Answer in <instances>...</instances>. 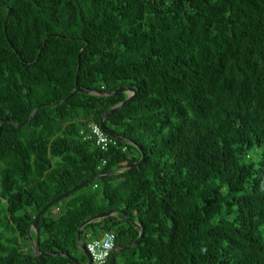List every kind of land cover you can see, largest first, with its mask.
I'll list each match as a JSON object with an SVG mask.
<instances>
[{
  "label": "trees",
  "instance_id": "16d2710c",
  "mask_svg": "<svg viewBox=\"0 0 264 264\" xmlns=\"http://www.w3.org/2000/svg\"><path fill=\"white\" fill-rule=\"evenodd\" d=\"M0 126V264H264V0H0Z\"/></svg>",
  "mask_w": 264,
  "mask_h": 264
},
{
  "label": "water",
  "instance_id": "95a60500",
  "mask_svg": "<svg viewBox=\"0 0 264 264\" xmlns=\"http://www.w3.org/2000/svg\"><path fill=\"white\" fill-rule=\"evenodd\" d=\"M122 91H124V90H122ZM85 92H87V91H85V90H83V89H76V91H75L73 94H77V93H85ZM111 94H114V93H111ZM131 100H132L131 97L128 98V99L124 102L123 105L117 107L116 109L110 110L109 112H107V113L102 117L101 122H100V126H101L102 130H103L107 135H109L110 137H112V138H117V137H118V134H116V133L113 132V131L108 130V129L105 127L104 120H105L109 115H111L115 110H117V109H119V108L125 106V105H126L128 102H130ZM37 110H38V109H36V110L34 111V113H33V115L31 116V118L28 119L25 123L29 122V121L35 116V114L37 113ZM1 130H2V126H0V134H1ZM139 164H140V163H139ZM139 164H137V165H139ZM137 165H134V166H137ZM113 174H114V173H111V174H109V175L112 176ZM93 181H94V180H90V181H87V182H85V183H82V184H80V185L74 187L72 190H70V191L66 192L65 194H63V195L57 197V198L54 199L52 202H50V203L47 204L45 207H43V208L41 209V211L37 214V216H36V218H35V220H34V222H33V228L36 229L37 224H38V222H39L41 216H42L47 210H49V209L52 208L55 204H57V203L60 202L61 200L65 199L66 197L70 196L71 194H73V193L77 192L78 190H80V189H82V188L88 186V185H89L91 182H93ZM113 215H115V213H112V212L103 213V214L97 215V216H95V217H92V218L86 220V221L80 226V228H79V230H78V245H79V247L81 248V250L83 251V253H84V255H85L86 259H87V263H81L80 261H78V260H76V259H74V258L68 256L67 254H64V255H65V256H68V257L71 259V261H72L73 263H75V264H93V262H92V258H91V256H90V254L88 253V251H87V249H86V246L81 242V239H82V230H83V228H84L86 225L90 224L91 222H94V221H97V220H101V219H104V218H107V217H110V216H113ZM130 221H131L132 223H134L131 219H130ZM134 224H135V223H134ZM135 225H136V224H135ZM136 226H137V225H136ZM137 227H138V226H137ZM138 229H139V231H140V236H139V238H138L133 244H131V245H129V246H125V247H117V248L112 252V254H111V257H110V264H115L116 255H117L118 253H122V252L128 251V250H130V249L136 247V246L141 242V240H142V238H143V235H144V232H143V230H142L141 228L138 227ZM36 243H37V249L39 250V242L37 241ZM31 244H32V245L34 244V240H33V239H31ZM58 255L61 256L62 254H58ZM42 256H43V255H39L40 258H41ZM46 256H50V255H46ZM52 256H55V255H52Z\"/></svg>",
  "mask_w": 264,
  "mask_h": 264
},
{
  "label": "built area",
  "instance_id": "2783aa9c",
  "mask_svg": "<svg viewBox=\"0 0 264 264\" xmlns=\"http://www.w3.org/2000/svg\"><path fill=\"white\" fill-rule=\"evenodd\" d=\"M93 134L96 138V144L102 149L106 150L110 144V139L103 133L102 129L94 125ZM116 237L113 233H106L99 240H89L87 251L92 258L93 264H107L112 252L115 249Z\"/></svg>",
  "mask_w": 264,
  "mask_h": 264
},
{
  "label": "rangeland",
  "instance_id": "374dc122",
  "mask_svg": "<svg viewBox=\"0 0 264 264\" xmlns=\"http://www.w3.org/2000/svg\"><path fill=\"white\" fill-rule=\"evenodd\" d=\"M90 190V188L89 189H87V188H85L83 191L85 192V191H89ZM82 253L83 252H77V253H75V255H76V257H78L79 259H81L80 257H81V255H82ZM117 263L118 264H120V261L119 260H117Z\"/></svg>",
  "mask_w": 264,
  "mask_h": 264
}]
</instances>
